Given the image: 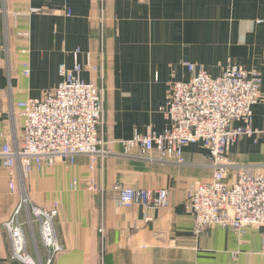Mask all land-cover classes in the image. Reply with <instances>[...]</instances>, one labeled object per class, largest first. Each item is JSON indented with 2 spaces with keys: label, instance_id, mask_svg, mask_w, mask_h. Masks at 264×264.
Masks as SVG:
<instances>
[{
  "label": "crops",
  "instance_id": "crops-1",
  "mask_svg": "<svg viewBox=\"0 0 264 264\" xmlns=\"http://www.w3.org/2000/svg\"><path fill=\"white\" fill-rule=\"evenodd\" d=\"M93 71L82 77L105 89V139L116 155L90 169L88 155L71 166L18 172L16 189L0 158V264H26L11 258L4 227L23 193L36 205H57V236L63 249L52 264H264L263 228L244 233L212 225L193 231L194 216L185 209L189 184L210 181L214 168L202 142L184 149L185 162L150 160L134 152L123 156L122 140L149 128L169 125L161 111L171 84L186 80L187 62L202 63L213 75L227 63L262 73L261 99L253 106V136L240 137L228 153L235 164L264 172V0H0V149L20 141L23 117L18 103L41 98L55 88L59 67H72L74 51ZM29 63V75L23 73ZM156 156V152L153 153ZM79 186L74 189L72 181ZM94 178L104 190L90 191ZM169 190V204L154 208L122 206L114 183ZM20 218L28 252L43 264L47 254L40 224Z\"/></svg>",
  "mask_w": 264,
  "mask_h": 264
},
{
  "label": "built area",
  "instance_id": "built-area-1",
  "mask_svg": "<svg viewBox=\"0 0 264 264\" xmlns=\"http://www.w3.org/2000/svg\"><path fill=\"white\" fill-rule=\"evenodd\" d=\"M79 52L74 51L72 67L60 65L61 79L55 88L41 98L18 103L23 117L21 139L14 146L5 143L0 149L2 164L10 170L12 191L16 189V171L23 185L24 178L34 169L57 163L71 166L79 155H88L89 168L94 169L99 162L103 164L116 155L104 135V85L82 77L84 68L95 71L97 66L90 53L86 64L80 62ZM186 65L190 77L171 84L161 107L170 122L166 129L161 133L152 128L145 133L135 131L131 138L121 141L123 151L117 154L128 157L136 151L150 160L184 163L185 147L202 142L214 173L210 181L194 180L189 184L185 209L194 216V233L220 225L242 234L247 227L257 225L263 228L264 243V172L252 164L232 163L228 158L230 147L240 137L258 132L253 126V106L261 99L262 73L231 62L223 65L218 75L210 73L202 63ZM30 71V64L24 63L23 73L29 75ZM79 182L75 177L72 187L76 189ZM87 189L103 192L104 187L90 178ZM112 190L125 207L140 204L159 208L169 204L170 194L165 188H138L117 182ZM23 208L30 225L35 220L39 222L47 254L45 264H52L55 254L63 249L55 228L58 207L31 205L26 194L3 223L11 241V258L36 264L28 252L25 221L20 218Z\"/></svg>",
  "mask_w": 264,
  "mask_h": 264
},
{
  "label": "rangeland",
  "instance_id": "rangeland-1",
  "mask_svg": "<svg viewBox=\"0 0 264 264\" xmlns=\"http://www.w3.org/2000/svg\"><path fill=\"white\" fill-rule=\"evenodd\" d=\"M22 188H23V191H24V189H25V187H24V184L22 185ZM25 192V191H24ZM25 193H23V195H24ZM22 199V198H21ZM31 202V201H30ZM31 204V203H30ZM23 209H25V208H23ZM35 222H38L37 220H35ZM39 223V222H38ZM234 229V228H233ZM41 232V231H40ZM42 238V237H41ZM42 242H43V240H42ZM43 245H44V243H43ZM28 246V245H27ZM34 259V258H33ZM34 262L36 263V264H43V262L41 263V261L39 260V262H37V260H34ZM45 264V263H44Z\"/></svg>",
  "mask_w": 264,
  "mask_h": 264
}]
</instances>
